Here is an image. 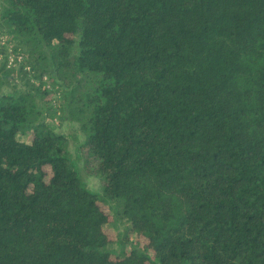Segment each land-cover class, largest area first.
I'll return each instance as SVG.
<instances>
[{
    "label": "trees",
    "instance_id": "1",
    "mask_svg": "<svg viewBox=\"0 0 264 264\" xmlns=\"http://www.w3.org/2000/svg\"><path fill=\"white\" fill-rule=\"evenodd\" d=\"M0 29V264H264V0H0Z\"/></svg>",
    "mask_w": 264,
    "mask_h": 264
},
{
    "label": "rangeland",
    "instance_id": "2",
    "mask_svg": "<svg viewBox=\"0 0 264 264\" xmlns=\"http://www.w3.org/2000/svg\"><path fill=\"white\" fill-rule=\"evenodd\" d=\"M1 32L2 31L0 29V33ZM4 44H5V41H4ZM7 44H8L7 47H10V48H11V45H13V43H11V42H8ZM17 78H18V76H16V78L11 76L9 81L11 83L18 84V86L21 87L22 82H19V80ZM46 84H47L46 88L48 89V93L45 96L43 107H41L42 118L44 117V119L47 122L52 124L54 126L56 132L63 133L68 137L69 152L71 153V155L73 157L77 158V154H78L77 145H78V143H80L83 140L84 136H83L82 132L80 131L77 123L71 122L68 120H59V112L57 111V109H58V103L61 102V99L59 97L60 96V89L58 88L57 85H54L53 82L47 78H46ZM4 90H7V88H4ZM53 111H54V113H53ZM19 138L24 139V136H22V137L19 136ZM77 161H78V165L80 167L82 180L86 184V187L88 189L94 191V192H99L101 190V186H100L98 178L96 176L89 175L84 171L83 163H82V160L80 158H77ZM111 226L112 225L110 224V227ZM110 227L107 225L106 228L109 229ZM109 232L114 233V230H112L110 228ZM132 237H133V235H132ZM133 239H135V237H133Z\"/></svg>",
    "mask_w": 264,
    "mask_h": 264
},
{
    "label": "built area",
    "instance_id": "3",
    "mask_svg": "<svg viewBox=\"0 0 264 264\" xmlns=\"http://www.w3.org/2000/svg\"><path fill=\"white\" fill-rule=\"evenodd\" d=\"M10 59H12V58H10ZM20 59H21V57L19 56V57H18V60H20ZM9 63H11V60L9 61Z\"/></svg>",
    "mask_w": 264,
    "mask_h": 264
}]
</instances>
